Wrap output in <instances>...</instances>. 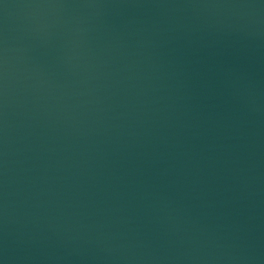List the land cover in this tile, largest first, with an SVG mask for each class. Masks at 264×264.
<instances>
[{
  "label": "water",
  "instance_id": "water-1",
  "mask_svg": "<svg viewBox=\"0 0 264 264\" xmlns=\"http://www.w3.org/2000/svg\"><path fill=\"white\" fill-rule=\"evenodd\" d=\"M0 264H264V0H0Z\"/></svg>",
  "mask_w": 264,
  "mask_h": 264
}]
</instances>
